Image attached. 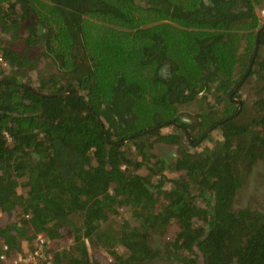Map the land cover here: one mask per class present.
<instances>
[{
  "label": "trees",
  "instance_id": "trees-1",
  "mask_svg": "<svg viewBox=\"0 0 264 264\" xmlns=\"http://www.w3.org/2000/svg\"><path fill=\"white\" fill-rule=\"evenodd\" d=\"M257 4L0 0V255L45 233L54 264H151L156 230L177 264H264V211L235 207L244 175L264 160ZM252 80L257 97L240 107L230 92ZM214 86L220 112L204 93ZM195 100L186 121L180 107ZM216 129L223 139L199 149ZM159 141L176 143V156L158 155ZM124 206L137 220L115 227ZM172 221L180 229L169 238ZM101 249L104 263L93 257Z\"/></svg>",
  "mask_w": 264,
  "mask_h": 264
},
{
  "label": "rangeland",
  "instance_id": "rangeland-1",
  "mask_svg": "<svg viewBox=\"0 0 264 264\" xmlns=\"http://www.w3.org/2000/svg\"><path fill=\"white\" fill-rule=\"evenodd\" d=\"M263 9H264V4H261V5L257 4L256 5V12L258 13V16L260 17L262 22H264V13L262 11ZM39 31H41V26H39ZM241 32H243V31H241ZM244 32H246V30H244ZM6 37H10V36H6ZM246 42H247V38H246L245 43ZM14 47L17 51H22V49L24 47V43L19 42ZM43 47H44L43 42H41L40 44H37L35 46L34 52L37 53L38 55L42 54ZM241 48H242V46H241ZM0 55H2V53H0ZM263 55H264V50H263ZM0 59H1L2 65L5 66L6 64L3 63L5 61V59L1 58V56H0ZM49 60H50V58L44 56L40 59L39 63H41L43 68L46 69L47 63ZM253 67H256V66H253ZM253 83H254L253 80L246 83L241 88V90L239 91V95H237V98H238L237 101H239V99L241 101L243 100L245 102V105H248L250 107H252V103L254 102V100L257 97L256 92H254V90L251 89V85ZM216 92H218V90H217V88L215 89V86H214V89H211L210 91L206 90L204 93L206 94V96L208 95V97H209V98L207 97L209 100L208 102H210L211 104H214L215 110L220 112L221 109L224 108L225 102L223 103V101H221L220 97H217L214 94ZM230 93H232V92H230ZM234 93H233V96H234ZM205 105H206V101H205ZM180 108H181V115L185 118V120L189 121V122H193V120L195 118L196 110H197V108H200V107H199L198 100H195L194 102H192L190 104H185L184 106H182ZM251 117H252V112L246 111L241 116V119L243 121H250ZM204 138L205 139L198 146H197V143H195L194 145L197 146L199 149H201V148H204V146H206L207 144L208 145L209 144H211V145L216 144L218 142V140L223 139V135H222L220 130L216 129V130H214V132L211 134L210 137H204ZM154 151L158 155H160L164 158L170 159V158L176 156V154H177V144L159 141L156 143V145L154 147ZM20 189L22 190L21 187H20ZM199 203L201 205L206 204L204 202V200H202V199H199ZM235 207L237 209L246 207V208H250L253 210L264 211V160L256 163L255 166L252 168V170L248 174L244 175V180L242 182V185L240 186V188L238 189L237 194H236ZM76 218H78V217H76ZM125 220L130 221V222H134V223L137 220L134 217V215L132 213V209L129 206L122 207L120 214L114 218L113 224L115 225V227H118ZM179 229H180V226H179L178 222L172 221L168 227L166 234L168 235L169 238H172L179 231ZM60 237H59L60 238L59 239L60 246L68 247L74 241V235L71 232V230L68 228V226L61 227ZM52 240L55 241L54 239H52ZM50 242H51V239H50ZM149 242H150L151 246L153 247V249L157 252V256L154 257L151 264H177V260L168 255L169 249L166 247V243H165V240H164L162 234H160L156 230H152ZM89 247L91 248V245ZM27 248H28V243H27ZM106 256L110 260V254L105 249H101L100 251H98L96 254L93 255V257H96L99 261H101L103 263L105 262ZM200 264H204L202 259H200Z\"/></svg>",
  "mask_w": 264,
  "mask_h": 264
},
{
  "label": "built area",
  "instance_id": "built-area-1",
  "mask_svg": "<svg viewBox=\"0 0 264 264\" xmlns=\"http://www.w3.org/2000/svg\"><path fill=\"white\" fill-rule=\"evenodd\" d=\"M264 13V9L262 10ZM2 58V55H0ZM7 64V61L3 62ZM49 238L44 233H38L33 249H29L26 253L18 252L14 257L9 253L8 244H3V251L0 255L4 264H54L53 255L47 252V243Z\"/></svg>",
  "mask_w": 264,
  "mask_h": 264
},
{
  "label": "water",
  "instance_id": "water-1",
  "mask_svg": "<svg viewBox=\"0 0 264 264\" xmlns=\"http://www.w3.org/2000/svg\"><path fill=\"white\" fill-rule=\"evenodd\" d=\"M259 45H260V39H259V37L257 38V41H256V47H255V50H254V57H255V55L257 54V52H258V48H259ZM254 57H253V60L251 61V64H250V66H249V69H248V73H249V71H251V69H252V67H253V64H254ZM244 80V79H243ZM242 80V81H243ZM233 93H234V91L231 93V97L233 98L234 96H233ZM234 99V98H233ZM239 102H240V107H242V103H241V100L239 99Z\"/></svg>",
  "mask_w": 264,
  "mask_h": 264
},
{
  "label": "clouds",
  "instance_id": "clouds-1",
  "mask_svg": "<svg viewBox=\"0 0 264 264\" xmlns=\"http://www.w3.org/2000/svg\"><path fill=\"white\" fill-rule=\"evenodd\" d=\"M45 234V233H44ZM46 235V234H45ZM47 236V235H46ZM48 237V236H47ZM36 238V237H35ZM49 238V237H48ZM50 239L51 238H49V241H50ZM35 240V239H34ZM33 243V245H32V247H30L29 246V244H28V248H27V245L25 246V248H24V251H18V252H22V253H26L29 249L31 250V249H33V247H34V241L32 242ZM18 252H16V253H18ZM15 253V254H16ZM51 253V252H50ZM15 254H12L11 255V257H14L15 256ZM52 254V253H51ZM54 260V259H53ZM55 262V261H54ZM28 264H34V263H28Z\"/></svg>",
  "mask_w": 264,
  "mask_h": 264
},
{
  "label": "flooded vegetation",
  "instance_id": "flooded-vegetation-1",
  "mask_svg": "<svg viewBox=\"0 0 264 264\" xmlns=\"http://www.w3.org/2000/svg\"><path fill=\"white\" fill-rule=\"evenodd\" d=\"M237 87H238V86H237ZM237 87H236V89H237ZM233 98H234L235 100H238L237 96H234Z\"/></svg>",
  "mask_w": 264,
  "mask_h": 264
},
{
  "label": "crops",
  "instance_id": "crops-1",
  "mask_svg": "<svg viewBox=\"0 0 264 264\" xmlns=\"http://www.w3.org/2000/svg\"><path fill=\"white\" fill-rule=\"evenodd\" d=\"M26 245H27V242L25 241V242H24V247H25Z\"/></svg>",
  "mask_w": 264,
  "mask_h": 264
}]
</instances>
